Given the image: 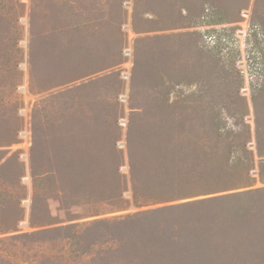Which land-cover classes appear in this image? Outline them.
<instances>
[{"label": "rangeland", "instance_id": "1", "mask_svg": "<svg viewBox=\"0 0 264 264\" xmlns=\"http://www.w3.org/2000/svg\"><path fill=\"white\" fill-rule=\"evenodd\" d=\"M83 1L0 0V264H87L74 226L186 201L132 195L130 123L140 139L165 99L184 141L219 113L257 154L264 0Z\"/></svg>", "mask_w": 264, "mask_h": 264}, {"label": "trees", "instance_id": "2", "mask_svg": "<svg viewBox=\"0 0 264 264\" xmlns=\"http://www.w3.org/2000/svg\"><path fill=\"white\" fill-rule=\"evenodd\" d=\"M210 8L205 3L198 19ZM5 23L0 17V30ZM168 87L156 89L163 101L172 89ZM157 106L163 123L154 124L140 139L129 126L132 195L142 205L186 201L93 221L81 231L74 226L72 236L81 234L87 242V264H264V186L254 187L253 175L258 162L264 182L263 123L257 119L255 155L248 123L229 127L216 113L215 120L202 126L201 136L184 141L179 103L165 99ZM168 168L165 178L159 175ZM97 242L106 248H97Z\"/></svg>", "mask_w": 264, "mask_h": 264}, {"label": "built area", "instance_id": "3", "mask_svg": "<svg viewBox=\"0 0 264 264\" xmlns=\"http://www.w3.org/2000/svg\"><path fill=\"white\" fill-rule=\"evenodd\" d=\"M205 36V35H204ZM213 39V38H212ZM26 161V160H25Z\"/></svg>", "mask_w": 264, "mask_h": 264}]
</instances>
